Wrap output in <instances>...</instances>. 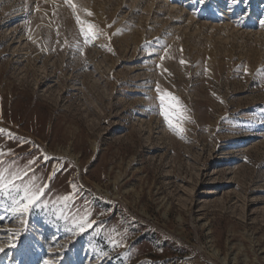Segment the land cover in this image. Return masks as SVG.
I'll return each instance as SVG.
<instances>
[{
	"label": "rangeland",
	"instance_id": "obj_1",
	"mask_svg": "<svg viewBox=\"0 0 264 264\" xmlns=\"http://www.w3.org/2000/svg\"><path fill=\"white\" fill-rule=\"evenodd\" d=\"M0 128V264H264V0H0Z\"/></svg>",
	"mask_w": 264,
	"mask_h": 264
},
{
	"label": "snow or ice",
	"instance_id": "obj_2",
	"mask_svg": "<svg viewBox=\"0 0 264 264\" xmlns=\"http://www.w3.org/2000/svg\"><path fill=\"white\" fill-rule=\"evenodd\" d=\"M74 7V6H73ZM91 15V13H89ZM77 22L81 24V33L85 37V42L89 38L99 35L95 31V26L92 24H86L82 22L80 17H76ZM183 63V61H181ZM158 99L160 101L159 112L163 116L165 123L168 127L177 135H182L184 132L183 124L185 120L189 119L187 116V109L181 103L178 97L166 90H160L157 87ZM5 132L0 128V134ZM10 136L11 133H8ZM5 153L0 150V157H3ZM47 159V157H44ZM35 161H29L28 165L24 168L16 166V164L10 165L8 168L2 167L4 160L0 159V195L6 196L9 200V208L14 215H24L29 213L34 207H36L42 200L47 185L37 183L38 178L33 174L30 178L28 176L27 169ZM34 169L32 172L34 173ZM62 199L67 200L65 196ZM82 222L86 221V217L81 218ZM80 231L83 232V223L78 225ZM44 264H52L50 261H45Z\"/></svg>",
	"mask_w": 264,
	"mask_h": 264
}]
</instances>
